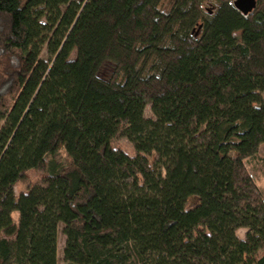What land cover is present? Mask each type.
I'll return each mask as SVG.
<instances>
[{"label":"trees","instance_id":"trees-1","mask_svg":"<svg viewBox=\"0 0 264 264\" xmlns=\"http://www.w3.org/2000/svg\"><path fill=\"white\" fill-rule=\"evenodd\" d=\"M234 2L0 0V264H58L61 226L63 264H264V0Z\"/></svg>","mask_w":264,"mask_h":264},{"label":"rangeland","instance_id":"rangeland-1","mask_svg":"<svg viewBox=\"0 0 264 264\" xmlns=\"http://www.w3.org/2000/svg\"><path fill=\"white\" fill-rule=\"evenodd\" d=\"M46 56L47 55L45 53L44 58ZM113 70H114V66L110 63H107L101 69L100 76L103 79H109L113 73ZM145 117L154 119V115L152 113L151 106H148L146 108ZM113 145L116 148H119V149L123 150L124 152H126L130 155L134 154V150H133L132 145L125 138H121V137L117 138L113 142ZM58 157H59L60 161H63V162L67 161V155L63 150L60 151ZM262 159H264V144H262L260 149H259V158L256 160H253L250 164L251 173L253 174V176H254L258 186L260 187V189L263 190V192H264V166H261V160ZM28 178H29L30 182H35L36 180L41 178V175L38 173H35V172H29ZM20 187L25 188V186H20ZM246 232H247V230H245V229L238 230L237 236L240 239H244ZM65 244H66V237L63 234V227L61 226L59 228V233H58V251H57L58 264H63V258H64L63 252H64Z\"/></svg>","mask_w":264,"mask_h":264},{"label":"water","instance_id":"water-1","mask_svg":"<svg viewBox=\"0 0 264 264\" xmlns=\"http://www.w3.org/2000/svg\"><path fill=\"white\" fill-rule=\"evenodd\" d=\"M235 7L243 14L248 15L257 6V0H235Z\"/></svg>","mask_w":264,"mask_h":264}]
</instances>
